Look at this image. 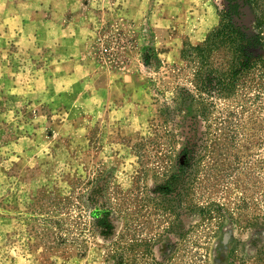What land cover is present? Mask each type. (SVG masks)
<instances>
[{
  "label": "rangeland",
  "instance_id": "1",
  "mask_svg": "<svg viewBox=\"0 0 264 264\" xmlns=\"http://www.w3.org/2000/svg\"><path fill=\"white\" fill-rule=\"evenodd\" d=\"M226 4L0 0V264H264L262 63L195 87Z\"/></svg>",
  "mask_w": 264,
  "mask_h": 264
},
{
  "label": "trees",
  "instance_id": "2",
  "mask_svg": "<svg viewBox=\"0 0 264 264\" xmlns=\"http://www.w3.org/2000/svg\"><path fill=\"white\" fill-rule=\"evenodd\" d=\"M247 7L257 10V0H227L220 25L208 35L203 45H198L194 48L200 60V68L196 73L197 82L195 87L199 98L203 102L209 103V105H213L215 98L230 95L238 80L259 62L262 63L264 69V57L255 56L253 52L255 49L264 47V35L262 34L264 13L257 14L256 12L254 20L258 32L250 33L242 22L244 11ZM220 47H225L231 52L229 66L223 71L207 65L211 53ZM185 164L184 169H186ZM172 187L168 183L167 186H160L158 191L168 195L172 193ZM105 213L103 212V215ZM100 215L101 213H95V217L98 219ZM104 221V218L102 220L100 218L99 224L105 229V234H108L111 231V226ZM125 252L124 247L117 246L116 251L112 255L114 264H124ZM243 264L250 263L243 261Z\"/></svg>",
  "mask_w": 264,
  "mask_h": 264
},
{
  "label": "crops",
  "instance_id": "3",
  "mask_svg": "<svg viewBox=\"0 0 264 264\" xmlns=\"http://www.w3.org/2000/svg\"><path fill=\"white\" fill-rule=\"evenodd\" d=\"M75 1H76V0H75ZM35 22H36V21H35L34 19L30 18V19L26 20L25 23H26L27 25H31V26H32Z\"/></svg>",
  "mask_w": 264,
  "mask_h": 264
}]
</instances>
